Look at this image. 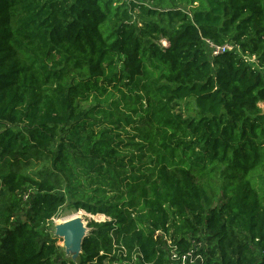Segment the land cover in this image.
<instances>
[{"label": "trees", "instance_id": "trees-1", "mask_svg": "<svg viewBox=\"0 0 264 264\" xmlns=\"http://www.w3.org/2000/svg\"><path fill=\"white\" fill-rule=\"evenodd\" d=\"M200 1L0 0V264H173L165 237L202 235L205 264H264V0ZM115 93L131 156L88 123ZM68 201L108 219L59 260Z\"/></svg>", "mask_w": 264, "mask_h": 264}, {"label": "rangeland", "instance_id": "rangeland-1", "mask_svg": "<svg viewBox=\"0 0 264 264\" xmlns=\"http://www.w3.org/2000/svg\"><path fill=\"white\" fill-rule=\"evenodd\" d=\"M142 1H144L145 3H147L148 5H151V6L161 5V7H163V8L164 7H168L170 5V3L171 4L174 3L175 6L181 8V9H183L185 11H189V12H191L194 7L201 5V1L200 0H175V1L171 0L172 2H169V0H142ZM134 18H135V16H134ZM162 41H163V44H165L167 42L166 40H162ZM225 44L230 46L232 48V50H237L239 53L244 55L242 53V51H241V47L239 45H237L236 43H234V42H226ZM246 58H247V60H249L250 63H252L254 65H256L258 63V59H257L256 56L246 55ZM121 65L122 64L120 63L119 66L121 67ZM94 101H96V100H94L92 97H89V98L83 100L82 107L90 108L92 102H94ZM99 101L101 102L102 107H100L98 109H95V108L93 109L92 112H93V116L94 117H91L90 120H88V123H92V126H93V128L96 131H99V130H101L103 128H107V127H111L113 132H115V133L120 131V135H119V137L116 136L117 137L116 139H117V141H120L122 149H124L125 153H127L128 156H131L133 151L131 150V148L126 147L125 145H126V143H128L129 138L132 135H134V133H135L134 132L135 128H133L134 124L133 123H127L126 120L122 121L125 118V115L124 114H119V112L115 109V106L113 105V103H116L118 101V102H120L119 108L124 110V111H127V109L125 107V100L122 98L121 93H118V94L115 93V96L112 99H109V100H105V96H103L102 99L99 100ZM108 101H110V102H108ZM129 102L131 103L130 99H129ZM186 104H187L186 101L182 102V104H180L178 106V110L180 112H182L185 116L190 115V114H194L193 111H191V113H189V111H187ZM261 106L264 108V104L263 103L261 104ZM110 109H112V111L115 112V114H113L114 115L113 117L109 116L105 112L106 110L108 111ZM118 117H120V121L121 122H119V124L112 125L111 122L112 121H116ZM114 126H118L120 128L118 130L117 129H113ZM129 168H131V165H129ZM28 196H29V192L25 196L26 200H27ZM79 211L83 212L81 217H82L84 223H86L87 227H88V223L91 220H93V219L97 220V221H104V220L108 219L107 216L102 215V214L92 215V214L87 213L84 210H79ZM79 211H76V209L74 208L73 204L70 201H68V203H66L64 205V207L60 210L58 215L56 217H54L49 223H47L45 225L46 226V230L48 232H50L53 237L58 238V244L62 248V250L60 252H64V255H62V254L59 255L60 256L59 260H61L64 256L66 258H68V257L72 258V254L71 253H67L66 248L63 246V243H64L63 242V238L59 237L58 235H56V225L59 224V222H60L59 220L65 219V217H68V216L72 215L73 213H77ZM25 215H26V210H24L20 214V217L23 218V217H25ZM90 230H91V228L88 227L87 233H89ZM1 234L2 233L0 231V235ZM171 240L170 239L168 240V244L173 243V242H171ZM197 243H200V248L204 252H206V255L207 254L209 255V248L212 245L208 242V240L205 238L204 235H202V239L199 242H197ZM168 248H169L167 250V252L169 251L168 258L170 259V253L171 252H170L169 245H168ZM208 255H207V257H208ZM175 262H177V261H175Z\"/></svg>", "mask_w": 264, "mask_h": 264}, {"label": "built area", "instance_id": "built-area-1", "mask_svg": "<svg viewBox=\"0 0 264 264\" xmlns=\"http://www.w3.org/2000/svg\"><path fill=\"white\" fill-rule=\"evenodd\" d=\"M208 43L213 48V54L217 55L220 53H225L227 51L232 50L230 46L227 44L218 45L211 40H208ZM167 244L168 240L171 238L166 236ZM168 244L170 247V259L172 260L173 264H205L207 261V255L205 252L201 251L199 241L192 240V245L186 251H182L177 243L171 240ZM196 242V243H195ZM177 261V262H175Z\"/></svg>", "mask_w": 264, "mask_h": 264}, {"label": "water", "instance_id": "water-1", "mask_svg": "<svg viewBox=\"0 0 264 264\" xmlns=\"http://www.w3.org/2000/svg\"><path fill=\"white\" fill-rule=\"evenodd\" d=\"M87 225L79 218L71 219L56 225V235L63 238L67 253L76 260L82 252V245L87 236Z\"/></svg>", "mask_w": 264, "mask_h": 264}, {"label": "bare ground", "instance_id": "bare-ground-1", "mask_svg": "<svg viewBox=\"0 0 264 264\" xmlns=\"http://www.w3.org/2000/svg\"><path fill=\"white\" fill-rule=\"evenodd\" d=\"M82 211H79V212H77V213H73L72 215H70V216H68V217H65V219H62V220H59L60 222H59V224L60 223H64L65 221H68V220H71V219H75V218H79V219H81L82 221H83V219H82ZM58 223V222H57ZM83 223H84V221H83ZM85 224V223H84Z\"/></svg>", "mask_w": 264, "mask_h": 264}]
</instances>
